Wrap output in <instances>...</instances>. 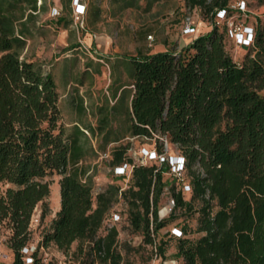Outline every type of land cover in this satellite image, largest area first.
Segmentation results:
<instances>
[{
	"label": "trees",
	"instance_id": "obj_1",
	"mask_svg": "<svg viewBox=\"0 0 264 264\" xmlns=\"http://www.w3.org/2000/svg\"><path fill=\"white\" fill-rule=\"evenodd\" d=\"M36 1L0 0V183L8 185L0 190V228L8 231L10 264H58L38 257V250L53 246L67 254L73 244L83 256L77 264H124L118 246L122 222L142 237L150 258L161 261L167 243L158 232L177 219V211H191L194 201L200 204L195 229L200 236L189 239L185 227L180 237L167 233L180 264H264V27H256L238 62L226 49L230 38L218 18L235 13L230 0H183L211 30L179 52L147 50L120 58L128 84L115 90L112 97L118 98L105 111L110 123L122 117L110 142L154 138L159 145L153 148L161 153L165 138L176 147L166 155L181 156L184 173L175 178L167 163L135 165L127 143L111 150L108 164L124 182L113 170L131 166L125 189L109 185L94 193L82 163L91 151L86 131L96 130L75 124L65 133L51 75L20 58L24 39L16 22L23 6L36 11ZM98 126L102 133L104 126ZM104 134L109 141L110 130ZM53 174L60 176V207L26 255L35 208L41 205V219L47 214L45 178ZM167 180L173 205L160 218ZM117 198L126 206L124 219L112 210ZM111 212L119 217L113 226L107 222Z\"/></svg>",
	"mask_w": 264,
	"mask_h": 264
},
{
	"label": "rangeland",
	"instance_id": "obj_2",
	"mask_svg": "<svg viewBox=\"0 0 264 264\" xmlns=\"http://www.w3.org/2000/svg\"><path fill=\"white\" fill-rule=\"evenodd\" d=\"M242 1L246 6L240 12L238 4ZM76 4L82 7L78 19L75 17V12L78 11ZM230 5L236 12V22L242 26L253 30L264 27V0H230ZM23 8V18L16 22V31H21L24 39L20 58L31 62L41 73L51 75L56 85L58 108L65 133H69L75 123L82 129L96 130L94 135L86 131L87 148L91 151L82 163L89 169L94 193L109 185L125 189L128 179L124 182L114 177L108 167L111 150L128 143L130 156L137 159L135 151L157 148L159 143L154 138L145 137H125L116 143L110 142L116 138L115 133H118V123L122 117H113L110 123L104 120L105 111L118 98V95L115 99L112 97L115 90L128 84L124 62L119 63L120 60L116 58H129L136 52H145L155 47L179 52L193 39V36L183 33L185 26L196 30L203 27L205 31H209L210 23L201 17L198 10L190 11L185 8L183 0H77V3L75 0H37L36 11L27 6ZM196 33L193 35H198ZM225 46L234 59L241 61L245 54L244 48L235 46L230 39L225 40ZM261 95L264 96V89ZM98 125L101 129L104 126L102 133H99ZM108 125L111 126L110 136L109 141H105L104 133L109 131ZM175 150L174 145H168L167 152ZM59 179L60 176L56 174L45 178L50 189L48 210L43 219L40 218L41 205L34 210L26 255L37 247L54 216L55 187ZM185 182L188 183V178ZM170 183L169 180L166 181L165 192L159 199L160 215H164L170 205ZM7 187L8 185L0 183L1 191ZM189 197L188 194L184 195L186 200ZM199 206V201H194L191 211H177V219L158 232V239L167 243L165 258L161 261L150 258L149 250L141 246L142 237L127 229L122 222L118 225V246L123 263L175 264L176 261L180 264L174 254L175 242L169 240L167 233L172 228L185 227L188 238L197 239L200 236L195 233ZM112 210L122 214L121 218L124 219L126 206L121 199L117 198L113 202ZM7 237L8 231L1 227L0 264H10L13 260V254L6 245ZM37 256L58 264H77L83 259L79 255L77 244H73L67 254L48 246L39 249Z\"/></svg>",
	"mask_w": 264,
	"mask_h": 264
},
{
	"label": "built area",
	"instance_id": "obj_3",
	"mask_svg": "<svg viewBox=\"0 0 264 264\" xmlns=\"http://www.w3.org/2000/svg\"><path fill=\"white\" fill-rule=\"evenodd\" d=\"M77 3V0H75ZM239 6V11L242 12L243 8L246 6L245 2L242 1ZM77 10L75 12V17L78 19L79 15L82 12V7L76 4ZM232 8V7H231ZM233 9V8H232ZM234 10V9H233ZM236 13V12H235ZM235 13L232 16H229L228 18L225 17V13L221 12L218 14V18L220 22H222L226 26L228 37L231 39L233 44L235 46H238L240 48L243 47H249L253 43V37H254V30L251 27H245L236 22L235 19ZM195 32L194 27L185 26L183 33L188 36H193V33ZM148 39H151V36L147 37ZM162 145H163V152L158 153L154 148L153 149H141L138 152H134L137 159L133 158V163L135 165H146L149 162H155L157 164L167 163L170 167V171L172 175L175 178L180 179L184 173V159L179 155H173V156H167V140L160 139ZM131 171V166L124 165L121 167H117L113 170L115 175H119L124 177L125 179H128ZM185 190H188V187H185ZM169 206L167 208V211H165V214L169 211V209L173 205V201H169ZM164 214V215H165ZM164 215H160V218H162ZM119 220V217L116 213L111 212L107 218V222L110 226H113L117 221ZM170 234L172 236L180 237L181 232L177 228H172L170 231ZM24 253H27V249L24 250ZM156 259V257L154 258ZM175 264L177 262L175 261Z\"/></svg>",
	"mask_w": 264,
	"mask_h": 264
},
{
	"label": "crops",
	"instance_id": "obj_4",
	"mask_svg": "<svg viewBox=\"0 0 264 264\" xmlns=\"http://www.w3.org/2000/svg\"><path fill=\"white\" fill-rule=\"evenodd\" d=\"M195 32H197L198 35H200V34L205 33L206 31H205V29L203 27H198L197 30L195 29ZM198 35H194L193 38H195ZM161 51H165V49L163 47H155L154 49L151 50L152 53H154V52H161ZM243 51H245V50L243 49ZM120 58L121 57H117L116 59H120ZM55 188H56V192H55V199H56V201L54 203V214L59 210V207H60V198H59V188H58V185Z\"/></svg>",
	"mask_w": 264,
	"mask_h": 264
}]
</instances>
